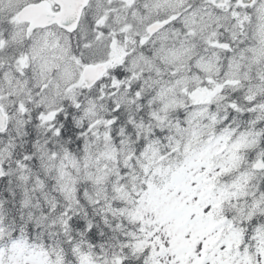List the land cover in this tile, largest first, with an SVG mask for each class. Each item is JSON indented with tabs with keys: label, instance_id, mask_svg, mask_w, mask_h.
I'll return each instance as SVG.
<instances>
[{
	"label": "snow or ice",
	"instance_id": "obj_1",
	"mask_svg": "<svg viewBox=\"0 0 264 264\" xmlns=\"http://www.w3.org/2000/svg\"><path fill=\"white\" fill-rule=\"evenodd\" d=\"M0 264H264V0H0Z\"/></svg>",
	"mask_w": 264,
	"mask_h": 264
}]
</instances>
